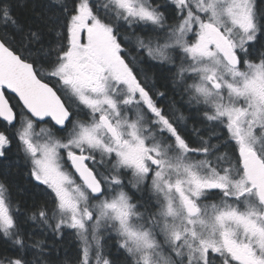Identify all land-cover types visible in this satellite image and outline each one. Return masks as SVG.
<instances>
[{
	"label": "snow or ice",
	"instance_id": "obj_1",
	"mask_svg": "<svg viewBox=\"0 0 264 264\" xmlns=\"http://www.w3.org/2000/svg\"><path fill=\"white\" fill-rule=\"evenodd\" d=\"M66 232L264 264V0H0V264H71Z\"/></svg>",
	"mask_w": 264,
	"mask_h": 264
},
{
	"label": "trees",
	"instance_id": "obj_2",
	"mask_svg": "<svg viewBox=\"0 0 264 264\" xmlns=\"http://www.w3.org/2000/svg\"><path fill=\"white\" fill-rule=\"evenodd\" d=\"M21 11V15H23V12L22 10ZM154 71H156L157 73V76L159 77L160 76V70H159V67H155L153 69ZM177 99H179L177 97ZM15 157H11L10 159H14ZM18 180V182L20 184L23 185L24 181H23V178L20 177V178H16ZM39 195V194H37ZM107 248L105 249V252H107L112 244V241H107ZM105 246V247H106ZM79 255V242L76 240V238L72 235H70V233H67L66 232V235H65V240H64V243L60 246V250H59V259L60 260H63L65 258H67L71 264H76V260H77V257Z\"/></svg>",
	"mask_w": 264,
	"mask_h": 264
},
{
	"label": "rangeland",
	"instance_id": "obj_3",
	"mask_svg": "<svg viewBox=\"0 0 264 264\" xmlns=\"http://www.w3.org/2000/svg\"><path fill=\"white\" fill-rule=\"evenodd\" d=\"M108 243L106 242V245H107ZM107 248V246L105 247V249Z\"/></svg>",
	"mask_w": 264,
	"mask_h": 264
}]
</instances>
